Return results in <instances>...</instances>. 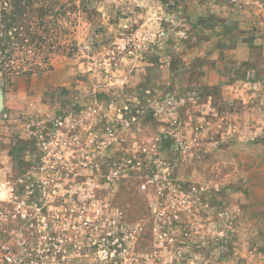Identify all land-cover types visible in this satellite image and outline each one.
<instances>
[{"label":"rangeland","instance_id":"1","mask_svg":"<svg viewBox=\"0 0 264 264\" xmlns=\"http://www.w3.org/2000/svg\"><path fill=\"white\" fill-rule=\"evenodd\" d=\"M45 3L50 5L49 11L55 5V11L63 12L67 18L57 25L51 16L54 13L49 12L41 23L34 12L43 4L38 0L34 13L27 14L25 27L46 42L16 47L11 62H4V56H0L1 92L21 94L10 103L6 116L0 115V181L15 184L32 172L63 180L67 177L57 192L64 194L69 189L75 196H81L71 199V208L85 197L97 195L100 204L93 202L90 211L108 205L122 212L125 222L142 223L145 230L138 250L154 254L157 263L264 264V137L243 133L237 119L229 123L230 130L225 135L222 124L214 129L215 126L207 127L192 120L197 114L208 115L197 110L207 102L205 92L198 108L190 106L182 113L183 120L199 128L198 145L185 154L176 150V139L166 137L165 126L150 115L153 104L161 97L200 90L192 84L195 76L190 78L191 74L186 72L189 78L182 76L188 85H175V73L185 63L180 55L182 50L191 48L190 29L194 28L179 26L171 20L175 0ZM54 35L64 37L67 49L55 53L50 46ZM44 57H50L51 69L27 75ZM11 66L20 74L6 76ZM238 101L230 106L223 104L221 112L240 114L244 108ZM126 106L138 117L133 123L124 116L131 128L124 126V120V125L118 120ZM90 108L101 109L100 121L89 115ZM68 116L91 119L98 123L96 130L103 136L110 124L123 131L121 137L125 141L107 149V158L97 177L96 168L83 170L80 166L70 174L61 169L52 173L51 152L40 150L41 144L35 137L37 131L43 132L40 125L47 127L43 137L49 144L48 133L54 121ZM144 149L147 152H141ZM129 156H137L134 162L145 164H155L158 159L171 162L174 178L182 183L185 196L182 206L169 208L164 221L158 222L164 226V233L174 239L165 244V249L154 246L156 199L151 189L140 188L145 179L143 163L127 173L120 170L119 179L107 183L110 163ZM43 166L45 169L40 170ZM155 170L159 171L156 164ZM194 187L197 191L191 193ZM85 253L80 255L76 247L71 248L74 262L70 264L97 261L89 246Z\"/></svg>","mask_w":264,"mask_h":264},{"label":"built area","instance_id":"2","mask_svg":"<svg viewBox=\"0 0 264 264\" xmlns=\"http://www.w3.org/2000/svg\"><path fill=\"white\" fill-rule=\"evenodd\" d=\"M202 98L203 91L200 90L184 95L172 93L161 97L152 106L150 115L165 126L166 137L176 139V150L181 153L185 154L194 145H198L199 136V128H194L190 122L183 120L182 113L190 106L198 108ZM201 105L204 106L203 103ZM88 113L95 120L102 119L99 108H90ZM131 115L130 107H124V112L118 118L121 125L125 121L124 126L131 128L124 116L133 123L138 121L137 116ZM86 119L68 116L52 122L48 133L49 144L43 137L47 127L40 125L43 126V132L37 131L35 137L41 144L40 150L50 151L52 154V173L61 169L70 174L80 166L83 170L96 168L97 177L103 168L104 158H107V149L125 141L121 137L123 131L118 127L108 125L103 136L96 130L98 123ZM188 136L192 137L191 141L187 140ZM141 152L145 153L147 150ZM136 157H123L121 161L117 159L111 162L107 183L113 182L115 178L119 179L120 170L127 173L136 169V164L140 166L143 162H134ZM43 161L46 162V159ZM155 164L159 171L155 170ZM155 164H142L145 179L140 188L143 191L151 189L154 193L156 202L153 211L157 223L154 229V246L156 249H165V244L172 243L174 239L164 233V226L160 223L164 221L166 210L182 206L185 196L182 183L174 178L172 163L158 159ZM44 169V166L40 168ZM36 175H41L42 178H37ZM67 179L32 172L31 176L20 178L15 184L8 180L0 181V264H70L71 248L76 247L80 255H86L87 246L97 259L90 264H162L155 261L151 252L142 253L138 250L145 230L142 223L125 222L123 213L108 205H101L103 208L90 211L94 206L93 202L100 204V199H96L97 195L85 197L82 203L71 208L70 201L75 196L72 191L65 189L64 194L57 192L60 184ZM193 191L196 192L197 188H192L191 193ZM75 197L81 199L79 195ZM60 201L64 204H60ZM88 239L89 242L86 243ZM173 263L174 261H170V264Z\"/></svg>","mask_w":264,"mask_h":264},{"label":"crops","instance_id":"3","mask_svg":"<svg viewBox=\"0 0 264 264\" xmlns=\"http://www.w3.org/2000/svg\"><path fill=\"white\" fill-rule=\"evenodd\" d=\"M175 4L171 20L194 27L191 48L180 55L185 63L175 73V85H188L182 75L190 73V78L195 76L192 84L207 98L197 110L208 115L197 114L192 120L214 129L222 124L225 135L229 123L237 119L243 133L264 137V0H175ZM20 95L2 93L0 115L6 116ZM236 100L244 108L240 114L221 112L223 104L230 106Z\"/></svg>","mask_w":264,"mask_h":264},{"label":"trees","instance_id":"4","mask_svg":"<svg viewBox=\"0 0 264 264\" xmlns=\"http://www.w3.org/2000/svg\"><path fill=\"white\" fill-rule=\"evenodd\" d=\"M37 2L38 0H0V9L3 10V18L0 21V56H4V62H11L12 52L14 53L16 47H20L25 44L30 45V42L32 44L35 41H37V44L40 46L46 42L44 38L38 37L35 33L32 34L28 31V28L25 27L28 22L26 18L27 14L36 12L38 14V19H40L41 23H43L47 13L52 12L54 14L51 16H53L54 23H57V25L62 19L65 20L67 18L64 16L63 12L55 11V5H53L52 10L49 11L48 7H50V5L45 2H51V0H39V3L43 4L40 7H37L34 11L33 7ZM62 8L64 9L65 5L62 6ZM12 9L15 11L11 12ZM62 35H65V33ZM62 35H54L50 41V46L54 48L56 51L55 53L61 52L63 49H67V45L63 44L65 39L64 37H61ZM51 67L50 57H44L35 65V67H33V69H30L27 75L51 69ZM9 68V71L5 73L6 76L20 74L19 71H13L14 67L11 66Z\"/></svg>","mask_w":264,"mask_h":264},{"label":"water","instance_id":"5","mask_svg":"<svg viewBox=\"0 0 264 264\" xmlns=\"http://www.w3.org/2000/svg\"><path fill=\"white\" fill-rule=\"evenodd\" d=\"M3 107V97H2V92L0 90V110L2 109Z\"/></svg>","mask_w":264,"mask_h":264},{"label":"flooded vegetation","instance_id":"6","mask_svg":"<svg viewBox=\"0 0 264 264\" xmlns=\"http://www.w3.org/2000/svg\"><path fill=\"white\" fill-rule=\"evenodd\" d=\"M71 262H74V261H71Z\"/></svg>","mask_w":264,"mask_h":264}]
</instances>
